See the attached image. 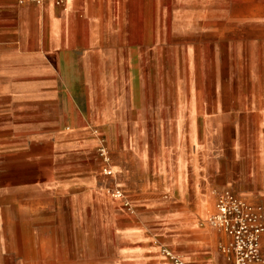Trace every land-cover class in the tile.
Masks as SVG:
<instances>
[{
  "label": "crops",
  "instance_id": "1",
  "mask_svg": "<svg viewBox=\"0 0 264 264\" xmlns=\"http://www.w3.org/2000/svg\"><path fill=\"white\" fill-rule=\"evenodd\" d=\"M234 1L0 0V264H171L162 243L235 264L227 234L170 212L196 171L207 192L201 165L166 161L187 137L181 60L264 45L220 43ZM101 139L135 158L105 175Z\"/></svg>",
  "mask_w": 264,
  "mask_h": 264
},
{
  "label": "rangeland",
  "instance_id": "2",
  "mask_svg": "<svg viewBox=\"0 0 264 264\" xmlns=\"http://www.w3.org/2000/svg\"><path fill=\"white\" fill-rule=\"evenodd\" d=\"M232 14L236 21L231 26H220L222 45L233 38L245 42L264 40V0H235ZM211 47L209 43L199 58L181 60L187 137L171 140L175 151L166 156L174 171H179L182 158L191 171L200 164L207 192L201 191L196 171L195 189L182 188L170 212L175 219L188 212L193 225L208 237L213 231L227 234L230 242L225 249L235 260L236 228L245 224L249 228L258 226L263 228L261 237L264 235V45L260 49L245 46L237 56L221 51L214 54ZM116 152L110 150L113 171L115 161L135 158ZM156 153L148 159L162 164L164 155L157 148ZM219 173L224 181L216 186ZM223 202L228 206V228L222 223ZM162 244L160 248L170 246L180 251L172 244ZM260 253L263 259L261 249Z\"/></svg>",
  "mask_w": 264,
  "mask_h": 264
},
{
  "label": "built area",
  "instance_id": "3",
  "mask_svg": "<svg viewBox=\"0 0 264 264\" xmlns=\"http://www.w3.org/2000/svg\"><path fill=\"white\" fill-rule=\"evenodd\" d=\"M30 2H53L57 5L63 4L64 0H28ZM99 156L101 157L104 163V174L107 176H113L114 171L111 166V157H110V149L107 145L106 140L101 139L99 146ZM114 196L122 197V192L120 190H116L114 192ZM222 211V223L224 226H227L228 220L226 219V213L228 206L223 202ZM224 218V219H223ZM263 228L252 227L249 228L248 225H242L235 229V240H236V256H235V264H248L253 261H259L262 259L260 253V237L262 234ZM232 233V232H231ZM161 254L171 263V264H188L185 258L169 249L167 246H162Z\"/></svg>",
  "mask_w": 264,
  "mask_h": 264
}]
</instances>
